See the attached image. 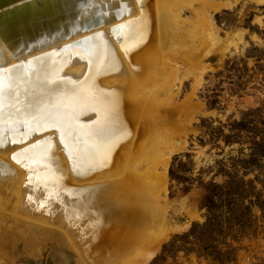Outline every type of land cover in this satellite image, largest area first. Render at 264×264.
<instances>
[{"label":"bare ground","instance_id":"1","mask_svg":"<svg viewBox=\"0 0 264 264\" xmlns=\"http://www.w3.org/2000/svg\"><path fill=\"white\" fill-rule=\"evenodd\" d=\"M238 1L0 0V226L54 225L77 264L149 258L169 223L172 71L228 48L210 12Z\"/></svg>","mask_w":264,"mask_h":264},{"label":"rangeland","instance_id":"2","mask_svg":"<svg viewBox=\"0 0 264 264\" xmlns=\"http://www.w3.org/2000/svg\"><path fill=\"white\" fill-rule=\"evenodd\" d=\"M210 13L228 50L209 47L198 69L172 71L178 77L170 79L166 113L179 137L159 197L168 230L137 264H264V2L240 0ZM1 222L0 264H77L54 225L33 234ZM10 225L33 240H8Z\"/></svg>","mask_w":264,"mask_h":264},{"label":"snow or ice","instance_id":"3","mask_svg":"<svg viewBox=\"0 0 264 264\" xmlns=\"http://www.w3.org/2000/svg\"><path fill=\"white\" fill-rule=\"evenodd\" d=\"M13 67H15V66H13ZM9 71H11V70H9ZM3 72H4V69L0 68V101H2V99H3V85H4V80H5ZM9 79H11V77H9Z\"/></svg>","mask_w":264,"mask_h":264}]
</instances>
